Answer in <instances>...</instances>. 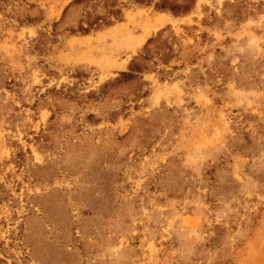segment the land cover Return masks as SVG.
Segmentation results:
<instances>
[{
  "label": "rangeland",
  "instance_id": "374dc122",
  "mask_svg": "<svg viewBox=\"0 0 264 264\" xmlns=\"http://www.w3.org/2000/svg\"><path fill=\"white\" fill-rule=\"evenodd\" d=\"M0 264H264V0H0Z\"/></svg>",
  "mask_w": 264,
  "mask_h": 264
},
{
  "label": "trees",
  "instance_id": "16d2710c",
  "mask_svg": "<svg viewBox=\"0 0 264 264\" xmlns=\"http://www.w3.org/2000/svg\"><path fill=\"white\" fill-rule=\"evenodd\" d=\"M158 7L159 8H162V9H164V8H167V7H170L169 9L173 12V13H177V12H180V10H178L177 9V7H175V6H166V5H164L163 3H161V5H158ZM132 67H133V65H132ZM130 68L131 69V72L129 73V72H124L125 74H127V75H132V73H133V71L132 70H134L133 68Z\"/></svg>",
  "mask_w": 264,
  "mask_h": 264
}]
</instances>
